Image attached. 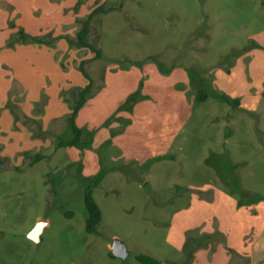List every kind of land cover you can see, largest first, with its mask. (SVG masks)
<instances>
[{"label":"rangeland","instance_id":"rangeland-1","mask_svg":"<svg viewBox=\"0 0 264 264\" xmlns=\"http://www.w3.org/2000/svg\"><path fill=\"white\" fill-rule=\"evenodd\" d=\"M92 2L112 10L89 24L86 41L101 57L83 51L80 64L93 91L108 72L120 77L118 86L110 82L109 93L118 87L128 93L120 102H106L105 136L95 125L82 128L79 145L59 146L75 136L64 119L46 133L37 124L31 136L47 140V148L36 151L34 140L26 141L23 150L31 153L23 154L20 167L12 164L20 157L0 151L1 158L12 159L0 165V264H138V254L181 264L184 251L206 237L194 234L200 228L193 226L210 225L189 212L194 195H212L208 186L233 193L243 205L264 197V103L255 116L232 113L235 122L226 128L227 105L208 89L219 68L243 59L254 48L252 38L264 35V0ZM183 74L190 90L179 84ZM235 82L245 85L244 72ZM198 94L208 98L197 100ZM176 113L187 121L175 124ZM244 119L255 125L247 127ZM119 134L121 141L114 139ZM158 145L167 151L155 156ZM35 155L42 158L31 166ZM88 189L102 213L95 233L85 229ZM37 218L48 224L34 242L28 235ZM115 240L125 244L127 257L112 255ZM182 242L189 243L186 250L176 248Z\"/></svg>","mask_w":264,"mask_h":264},{"label":"crops","instance_id":"crops-1","mask_svg":"<svg viewBox=\"0 0 264 264\" xmlns=\"http://www.w3.org/2000/svg\"><path fill=\"white\" fill-rule=\"evenodd\" d=\"M92 1L0 0V151H12L20 157L18 162L12 163L14 167L21 166L25 152L31 153L27 148L23 150L26 141L34 140L36 151L47 148V140L43 142L40 137L33 139L31 136L35 135L37 124L46 133L53 124L67 119L77 91L92 80L90 75L86 73L89 78L86 79L81 72V59L78 57L80 52H89L88 49L71 47L68 42L76 36L79 30L76 25L80 20L99 7L90 6ZM20 33L27 40L44 38L46 44L17 42ZM252 39L254 48L230 67L219 68V78L209 84L208 89L212 91L209 95L227 105L228 121L223 123L226 128L235 122L230 118L232 113L241 111L255 116L264 103V48L256 47L264 45V35H256ZM239 70L245 75L244 86L235 82ZM119 78L118 74H103L101 87L88 98L75 118L77 128L90 131L97 125L95 127H100L103 136L107 134L104 126L109 114L106 102H120L128 93L119 92L120 87L109 93L110 82L118 86ZM180 81L182 90H190L189 80L184 74ZM222 96L228 97L232 103L237 100L238 104L228 103ZM187 119V115L176 113L174 120L178 124ZM261 119H264V113ZM244 122L247 127L255 125L253 121L244 119ZM149 134L152 136L153 132ZM170 134L174 137V128ZM230 134L228 131L227 135ZM120 137L119 134L114 139L120 140ZM161 140L164 139H160L163 146ZM166 140L168 147L170 140ZM94 142L92 139L87 144L92 148ZM87 144L83 149L88 147ZM158 148L159 145L152 149L153 155L167 151L162 152ZM217 175L221 178L220 171ZM205 189L213 190L212 195H209L211 192L198 197L194 195L189 212L198 216L200 223L206 220L210 225L202 228L201 225L193 226V231L200 228L199 233L194 231V234L206 237L193 244V257L189 264H264V197L250 206L248 203L239 204L233 193L226 194L208 186ZM215 231L214 237L208 235ZM185 245L184 242L178 243L176 248L183 250ZM195 247L200 250L195 251Z\"/></svg>","mask_w":264,"mask_h":264},{"label":"trees","instance_id":"trees-1","mask_svg":"<svg viewBox=\"0 0 264 264\" xmlns=\"http://www.w3.org/2000/svg\"><path fill=\"white\" fill-rule=\"evenodd\" d=\"M112 9H104L101 7H97L94 10L91 11V13L89 14V16L84 19L83 21L80 22V29L78 30L77 34H76V39H70L69 43L72 45L74 42L76 43V47L79 48H87L88 50L92 51L94 53V58L98 59L101 57V52L96 49L94 46H92L91 44H89L86 41V37L88 35L89 32V24H90V20L93 16H95L98 13H107ZM19 38L17 40V42H32V43H36V44H46V40L44 38H36V37H32L30 38V40H27L23 33L19 34ZM21 40V41H20ZM81 72H83V74L85 75L86 79H89L88 76L86 75V73L84 72L82 66L80 67ZM194 82V79H193ZM96 91V90H95ZM92 90V82L89 81V83L83 87L82 89H79L76 93V97L71 105V112L69 113L67 120L68 123L70 124L75 136L74 138L64 144H61L59 146H75V145H79V139L83 136V133L85 134L86 131L79 129L75 126V118L79 112V110L84 106V104L86 103V101L88 100V98L90 96L93 95V93L95 92ZM199 96H197V100H205L207 95L205 96L204 94H198ZM224 98V100L228 103H232L231 100L226 97V96H222ZM234 104H238L237 100H234ZM107 123V122H106ZM105 123V124H106ZM90 138V134L88 135V137L86 139ZM87 141V140H86ZM41 155H35L33 160L31 161V165L36 163L37 161H39L41 159ZM4 162V159H2L0 157V165ZM84 202L88 211V218L86 220V232L88 233H95L98 224L101 222V218H102V213L101 210L99 208V206L97 205V203L95 202L94 198H93V191L91 189L86 190L85 194H84ZM239 204H243L242 202H239ZM71 215V214H69ZM187 243V247H188ZM185 247L184 249L186 250ZM190 247V246H189ZM191 249H193V247H191L189 250L184 251V255H183V262L181 264H189V261L192 259L193 257V252H191ZM190 251V252H189ZM138 264H161L160 261H158L157 259L148 256L146 254H138L135 256Z\"/></svg>","mask_w":264,"mask_h":264},{"label":"water","instance_id":"water-1","mask_svg":"<svg viewBox=\"0 0 264 264\" xmlns=\"http://www.w3.org/2000/svg\"><path fill=\"white\" fill-rule=\"evenodd\" d=\"M45 222L39 221L37 226L29 233L28 237L34 242H39L40 235ZM112 255L119 258H125L128 255L125 244L120 240H115L112 246Z\"/></svg>","mask_w":264,"mask_h":264}]
</instances>
